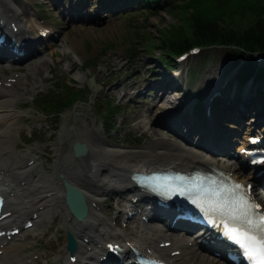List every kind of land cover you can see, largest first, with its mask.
Returning <instances> with one entry per match:
<instances>
[{"label":"rangeland","instance_id":"374dc122","mask_svg":"<svg viewBox=\"0 0 264 264\" xmlns=\"http://www.w3.org/2000/svg\"><path fill=\"white\" fill-rule=\"evenodd\" d=\"M8 1L11 5H15L16 2H22L21 0ZM45 1L46 0H33L39 13L38 17L46 21L47 23H49L47 21L49 20L50 23L48 26H56V28L54 27V30L63 33V36L65 35L67 37V43L63 45L61 39H57V37L55 36L52 41L47 42V45L49 44V48L45 49L47 45L45 47L42 46L41 50L45 49L46 53H43L42 51L41 55L48 60L47 67L44 69L45 79L42 82L38 83L36 89L32 93L25 94V92L22 91L25 96L21 102V107L17 109V112H20L19 114H21V112H26L30 113L31 115L28 120L30 122V125L27 127H23L20 131L22 137H28L33 133V129L35 128V126H37L35 125L36 120V122L43 125V131L40 133V135H42L44 139L51 137L54 138V141L52 143L45 140L43 143H34L31 146H26L29 147L26 148V151L37 149V152H40V154H44L45 147L48 148V154H46L45 157L49 161V167L53 168L54 160L52 156L54 155V144H56L59 139V131L63 128L64 123L68 125L69 130L74 129L76 127V119L78 115L80 116L81 113H86L87 117H89L91 120V122L86 121L82 124L84 125L89 123L88 126H84V130L89 132L91 129H99L102 137L106 141H109L108 145L110 146V148L113 147L126 151L131 149L142 150V147L145 146L148 142L144 141L146 139L144 137V134H142V132L138 130H142L144 133H148L150 131L152 133L153 130H160V132L163 133L165 139L166 134L168 135V137H171L169 135V130L175 131V127L179 126V119L182 117V115H172V119L170 120V122L168 121L165 124L164 129H160L159 127H162V125L155 122V125L157 126L155 127L156 129L152 126L151 129L146 128L145 130H137V128H135V123L137 122V117L141 116L140 114H143L144 111H147L150 107L154 106L152 98L149 97L148 94H151L150 96H154L156 89H154V91H149L145 95H142V88L148 89L152 84H154V81L158 80L162 85L164 82L163 72H165V70H173V67L165 69L164 65L158 62V60H161V57L164 55L162 51L156 50L151 54L149 50L145 48L146 39L145 36H143L144 32L146 31L156 39V37L159 36V32L161 29L170 27L172 25L179 26L180 20L178 18H175V16L173 17V14L169 13L167 8L165 7L160 10L159 14L150 16L148 20H136V18L130 16L127 13H119V11L115 9V0H107L104 5H101L99 0H53L52 2L51 0H47L50 2L46 5L49 8H44ZM55 2L56 7L53 5V3ZM52 5L55 7V9H53ZM142 38H144V45H139V47L141 48L139 49L138 55L135 57L133 62L129 63L128 76L127 71H125L124 69H122V71H119V73H116L112 68H122V66H125V50H129L135 42L141 43ZM140 40L141 42H139ZM54 44H56V46H54ZM53 50L54 52L52 56L49 57L50 52ZM236 55L237 53L227 48L203 50L202 54L199 57L190 60L187 65H184L182 69L183 73L181 75L182 81H178V83L182 84L183 92L181 91V93H179L177 96H174V98L179 97L186 92H189V97L195 100L194 102L199 103L200 101L198 99L202 97L205 98L204 85L200 86L198 85V83L204 81L207 71L210 70L211 67L217 68L218 71H220L221 68H225V80H232L234 82V74L236 70L235 68H233V63ZM88 61L96 62L99 67L97 69L90 68L86 70V68L92 67H86V62ZM105 68L112 69L113 76L108 77L107 75H105ZM12 70L4 69L2 72H0V81H2L4 76H12L14 74L24 75L22 71L17 67H14ZM167 73L171 74L170 72ZM30 74L27 75L25 79H27V82L31 85L35 83V78L32 72ZM92 76H95V78L101 85L96 88V92H93L88 84V80ZM189 79V82H191V84L189 90L185 92V85L188 82L187 80ZM145 80L148 81L147 84H142ZM114 81L115 83H113ZM61 82L73 87H84L85 102L78 103L73 109L68 110L66 113L61 115V118L59 119L47 118L42 113H40L41 111H38L39 108L36 107L35 99L42 93L47 94L49 90L58 89L60 84H62ZM262 83L264 85V81ZM107 84H110L111 89L114 90L108 91L106 86ZM122 84L124 86H122ZM138 84H140V88L133 90V92H135L136 94H131L132 98L123 97L125 86L130 87L136 86ZM194 89L196 92L200 91V93L198 94V98L196 96V99L194 98V94L192 92ZM232 89L234 90L239 88H236L234 86ZM98 95L111 96L112 98L117 100L115 103L111 104L115 109L118 108L117 111H119V115L113 116V114L111 113V122L109 121L108 126L102 125V122H106V119L103 115V111L96 105V99ZM160 100L161 99H159V101ZM175 101L176 105L177 102L180 103L179 99L177 98H175ZM26 103L28 104L25 105ZM239 104H241V102H239ZM24 105L27 107L26 109H23ZM175 107H173L172 109H166L165 111H162L157 115L152 114V120L163 118L164 116L170 114ZM230 107L236 109L237 105L234 104V106ZM157 108L158 106L156 105L154 111H159V109H161V106L158 109ZM221 113L222 111L217 112L218 117L221 115ZM200 115L201 114H197L195 119L197 120ZM153 116H155V118H153ZM242 116L244 118L243 121L246 123H240L239 127H216L214 133L219 137L227 138L228 136L232 135H229L231 133L225 132H228V130L230 129L236 130V136H238L239 140H241L243 135L248 134L252 130L251 123L253 124V121L256 120V117H254L255 114H253L251 111L242 110ZM246 119L249 121L247 122ZM147 120L148 119H146V121ZM259 122H262V124H264V118H261ZM147 126L148 125H146V127ZM195 126L199 128L198 134H201L200 137H203L204 128H201V124H198V121H195ZM195 126L194 128L196 129ZM190 128V122L184 123L183 127L177 129L178 134H180L181 132L185 133V131L187 132L188 130H190ZM223 128H226L228 130ZM109 129L114 130L112 132H109ZM263 130L264 126L263 128L259 129L260 132ZM18 132L19 131L16 130L13 134H15L16 136ZM151 133H149L150 140H153L154 137L151 136ZM191 134L193 135V139L195 137L194 141L197 144L200 141V138L197 137V133H195V131H192ZM171 138L175 139V137ZM139 141L140 144L142 142L140 146H133L135 142L138 143ZM207 141L208 140H201L199 143L204 144V142ZM71 149L72 146L68 144L65 145L64 153L66 155L70 154L72 151ZM34 155L35 154H32V156L30 157H33ZM78 164L82 167V170L86 171V168L83 165L84 163L80 162ZM52 174L53 171H51V173H48L47 176H51ZM242 175L243 174H241V176ZM49 220V218L46 219L47 223L43 227H41L39 231L48 229L49 225H51L48 224ZM64 237V234L60 237V244H62ZM34 241L35 240H29V242ZM54 245L55 246L53 247H56V244ZM63 249V246H60L58 248V250L61 251L62 254ZM39 251V249H35L32 251L33 254L36 253L35 258L42 254V251ZM46 255L47 258L39 260L38 264H52L53 261H55V257L57 256H51L49 254ZM211 259L213 260L216 258L211 256ZM221 262L222 263L220 264H227L224 261ZM200 264L213 263H210L209 260H205Z\"/></svg>","mask_w":264,"mask_h":264},{"label":"bare ground","instance_id":"6f19581e","mask_svg":"<svg viewBox=\"0 0 264 264\" xmlns=\"http://www.w3.org/2000/svg\"><path fill=\"white\" fill-rule=\"evenodd\" d=\"M16 3L20 8L18 10L7 0H0L1 6L8 8L10 11L12 10L20 20H24L21 7L18 2ZM30 17L32 18V16ZM31 18L28 21H34ZM31 28L33 29V27L27 29ZM58 38L61 39L63 45L67 43V37L65 35L63 36V33L60 32ZM39 53H42V51H39L38 54ZM29 60L30 59H25L22 61V63H25L24 65L16 66L24 75L14 74L12 76H4L2 79L3 82L0 86V129H2L0 131V154H7L4 157H0V171L5 174L6 172H9L10 169L18 166L22 171H17V180H22L23 184H28L29 186L28 190L26 187L21 188L17 185V180L9 186L6 194L16 193V195L14 198L9 199L10 206L8 211L22 210L24 207L31 206L32 203L38 201V206L33 205L34 209L32 210V214H37L38 217L34 220L33 223L35 227L29 231V234L33 235L39 228L44 226L47 223V218H49L50 221H53L52 215L57 213L60 219L65 218L64 228L66 229V232L73 234L77 239L79 238L78 232H80V230H76L77 226L81 227V232L89 239H92V236L95 238L96 231H99L97 234L98 237H102L103 234L105 235L104 240H109L110 238L119 239L120 236L112 237V235L120 234V232L110 228L107 219L101 217L94 206L99 209H104L106 206V197L111 195L125 196L130 193L134 187V184L130 179L133 172L158 170L166 166L180 168L181 165H184L186 169H189L190 167H202L207 171H210L212 167H217L227 171L229 174L237 176V171L242 168L239 162L235 163L226 158H217L211 153H200L198 150L200 148H205L208 141L204 142V144L198 143V146L191 147L189 145V140L187 139H184L183 141L166 140L160 130L152 131L151 136L154 137V139L151 140L152 142L149 145H145L141 151H126L113 147L110 148L106 144L101 145L96 142V137L99 138V141L104 139L100 131L97 129L91 133L84 131L82 124L86 121L91 122V120L86 114H80L76 119V127L74 129L69 130L68 125L65 124V126L59 131V140L54 147L55 161L52 168L53 174L51 176L43 175L42 164L36 163L37 161L35 158L32 157L29 160H35L34 163L36 164H33L32 166H29L27 162H24L28 158L29 153L20 155V153L14 151L17 142L13 134V128H15V124H17L16 126L18 127L20 126V123H22L19 116L20 112L18 113L17 109L21 106V102L24 99L25 95L23 92H25V94L32 93L36 89L38 83L45 79L44 69L47 67L48 63V60L42 56L36 57L31 62H28ZM6 68L12 69L14 68V65L8 59H0V72ZM31 72L34 75L35 83L30 85L25 78ZM225 72V68H221V70L218 71L217 68L211 67L210 70L207 71L204 81L198 83L200 86L204 85V96L207 101L225 84ZM2 92L5 93L4 97L1 96ZM168 96L169 95L164 96L160 103H156L158 108L161 106L159 111H165L167 108L172 109L175 107L176 103L173 99H168ZM160 97L161 94L158 95L157 98L159 99ZM235 104L237 105L236 109L240 111L249 107L248 105H243L242 102L241 104L235 102ZM230 109L232 108L230 107ZM253 114L256 115V112ZM170 117L171 113L162 119H157L156 123H159L164 127L170 120ZM256 121L254 124H256ZM144 123H146V120H140L135 127L137 129L145 130L146 125H144ZM147 125H149V123ZM162 127L159 128L161 129ZM209 136L211 141L224 140L215 135L214 132H211ZM206 140H208V138ZM224 141L226 142V140ZM77 142L87 145L88 153L85 157L79 159L75 158L72 149L71 153L68 155L63 152L65 145L68 144L73 146ZM224 154L228 155V151H224ZM80 162L84 163L83 165L87 171L81 170L82 167L78 164ZM254 174L255 173L249 174V176H243L241 181L246 184H254L253 179H251ZM30 179L34 183H30ZM91 179L92 181H90ZM3 180H5V178L0 174V181ZM65 182L76 186L87 200L89 214L87 219L80 224H75L76 220L72 219L70 211L67 208L64 209L61 205L60 199H64L62 189ZM79 182H82L83 185L80 186L78 184ZM3 185V187H6L5 184ZM32 191L34 192L33 194L30 193ZM128 197L129 196L125 199ZM23 199H25L27 203H21L23 202ZM25 213L26 212H24V214ZM67 219L68 221H66ZM148 231H152L153 236H146L144 242H142L139 237L136 238L131 235L129 236L133 242L140 247L148 246L147 241H153V238L155 237L160 238L158 243L161 241L173 240V246L166 250L167 253L180 250L183 244L190 242V240L178 236V233L168 232L167 228L165 229V226H151L147 228L146 235H148ZM166 232L169 235L167 239L163 238V235ZM19 244L12 245V250H22L28 246L24 243L23 245ZM197 245L198 244L194 242L190 249L185 250L183 252L184 254L180 256L182 257L181 261L177 264H200L205 260H209L210 263L213 264H218V262H216L218 258L212 260L210 256L200 252ZM89 246H93V244L87 245L86 247L88 248ZM81 249H84V246L79 245L74 256L83 260L84 252H81ZM68 256L69 255H67V257ZM180 257L174 258L178 261ZM32 258V256H28L25 260H31ZM61 259L62 258L58 256L54 262L57 264Z\"/></svg>","mask_w":264,"mask_h":264},{"label":"trees","instance_id":"16d2710c","mask_svg":"<svg viewBox=\"0 0 264 264\" xmlns=\"http://www.w3.org/2000/svg\"><path fill=\"white\" fill-rule=\"evenodd\" d=\"M162 1L158 0V4ZM169 11L180 20L179 26L161 29L155 40L150 34H145L150 53L160 50L164 54L160 63L173 65L174 55L194 46H235V65L246 58L247 51L264 52V0H187L173 4ZM87 66L98 65L88 61ZM253 75L264 78V68L255 61H246L238 76L245 82ZM82 95L81 91L62 83L57 90L41 99L45 109L56 115L79 102Z\"/></svg>","mask_w":264,"mask_h":264},{"label":"snow or ice","instance_id":"6c2138e0","mask_svg":"<svg viewBox=\"0 0 264 264\" xmlns=\"http://www.w3.org/2000/svg\"><path fill=\"white\" fill-rule=\"evenodd\" d=\"M242 189L243 186L234 184L232 192L239 193L238 198L215 203L209 210L223 218L222 235L240 248L248 264H264V212Z\"/></svg>","mask_w":264,"mask_h":264},{"label":"water","instance_id":"95a60500","mask_svg":"<svg viewBox=\"0 0 264 264\" xmlns=\"http://www.w3.org/2000/svg\"><path fill=\"white\" fill-rule=\"evenodd\" d=\"M94 85V83H92ZM75 151L79 156L85 155L87 153L86 146L76 144ZM68 202L70 203L73 212L82 220L86 216V205L83 197L75 190L69 189L68 192Z\"/></svg>","mask_w":264,"mask_h":264}]
</instances>
